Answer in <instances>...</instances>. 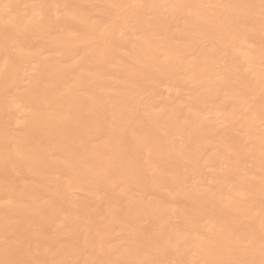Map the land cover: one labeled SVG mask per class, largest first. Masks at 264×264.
Returning a JSON list of instances; mask_svg holds the SVG:
<instances>
[{
  "label": "bare ground",
  "instance_id": "obj_1",
  "mask_svg": "<svg viewBox=\"0 0 264 264\" xmlns=\"http://www.w3.org/2000/svg\"><path fill=\"white\" fill-rule=\"evenodd\" d=\"M0 264H264V0H0Z\"/></svg>",
  "mask_w": 264,
  "mask_h": 264
}]
</instances>
